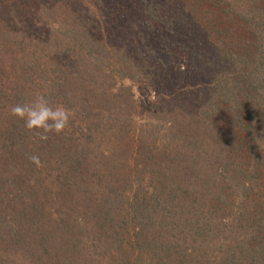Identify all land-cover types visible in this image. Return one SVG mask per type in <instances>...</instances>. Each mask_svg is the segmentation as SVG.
<instances>
[{"label": "trees", "instance_id": "trees-1", "mask_svg": "<svg viewBox=\"0 0 264 264\" xmlns=\"http://www.w3.org/2000/svg\"><path fill=\"white\" fill-rule=\"evenodd\" d=\"M91 1L99 16L61 10L67 0L28 5L46 34L18 58L22 79L72 115L66 132L40 140L10 114L35 99L0 88V146L13 150L0 166V264H264V0H231L235 10L215 0L228 31L218 41L229 46L197 65L169 63V91L188 75L204 84L172 100L156 91L152 106H138L129 87L110 93L113 81L142 84L147 68L119 38L122 12ZM145 1L157 20L156 0ZM157 39L140 44L164 46ZM56 204L78 214H46Z\"/></svg>", "mask_w": 264, "mask_h": 264}, {"label": "rangeland", "instance_id": "rangeland-1", "mask_svg": "<svg viewBox=\"0 0 264 264\" xmlns=\"http://www.w3.org/2000/svg\"><path fill=\"white\" fill-rule=\"evenodd\" d=\"M35 1L37 2V0H0V88L7 90L12 86L13 88L19 86L21 90L27 92L26 95L29 98L33 97L32 99H36L34 98L36 97V88L31 86L32 84L26 85L23 81L22 78L24 72L22 69H25V67L24 65H20L18 58L20 60V58L25 56V53L31 54L33 52L32 50L34 47L29 44L28 40L32 39L34 41L35 37L46 34V29L37 17L38 15H41L40 9L37 11L39 6L36 5L33 11L28 8L29 4H36ZM54 1L58 2L59 0ZM99 1L109 8H117L118 12H122L121 15L124 17V23L126 25L124 24L118 32L119 38L122 42L126 43L128 48L126 52L129 54L128 56L132 61H137L142 66L146 64V78L142 80V84L130 80H117L113 81L114 85L109 89L110 93L116 94L122 86L129 87L133 95V100L137 102L138 106H152L156 102V91L164 92V96L166 93L167 99L172 100L180 91L182 94L187 90L190 91L193 88H200L204 83L197 78L193 79V81L195 80L194 83L188 75L185 76V78H181L182 86L179 87V89L174 92L169 91L168 89L173 90V87L172 85H169V87H171L169 88L164 85V82L167 83L169 80L165 75V72L167 71L166 66H168L169 63L176 61L182 63L181 65L184 67L188 64L194 65L199 60L196 58L197 56H202V54L207 53L212 54L216 51V48L225 49L229 46L228 42L224 43L218 41L219 33L223 35L225 33L226 36L228 31L221 26L226 15L222 13L221 9L214 7L217 4L215 0H156L155 5H157V7L155 8H157L159 13L157 20L150 15V10L148 9L149 5L145 0ZM192 1L200 8L196 7L197 9H192L188 12L185 11L189 9L188 6L190 7L193 4ZM54 3L55 2H52V4ZM231 3H233L231 0H222L223 8L226 10H235L234 4L232 5ZM186 4L191 5L186 6ZM66 6H68V10L71 13L90 11L95 13V16H99L101 10L104 11V8L100 3L96 2L93 4L91 0H67V3L65 4H62L61 2L59 8L63 10ZM9 7L10 9H13V21L7 20L6 22L8 26L6 25V27L3 22V17L10 13L8 12ZM50 7L51 6H49V8ZM61 10H57V12L60 14ZM233 17L234 16H232V18ZM100 26L101 24L95 26L94 29L97 27L99 28ZM232 26L233 25H231V28ZM12 28L13 31L10 30ZM7 29L10 30V33L13 32V34L8 33V35L10 34L9 37H3L6 35L4 33L5 30L8 31ZM151 34L156 35L159 43L160 41H163L164 46L155 43V47H152L151 43V46L146 45L148 47L145 48L140 44L143 39L144 41L149 39ZM225 36H223V39H226ZM22 39L24 40V42L22 41L23 44L20 43ZM15 43H18L21 46L16 47ZM149 49L152 51L154 49V54L149 53ZM173 68L174 69H171V71H175L176 68ZM1 116L2 115H0V120L2 119ZM4 116H6V119L7 115ZM142 123L143 121L141 118L137 119L134 123L136 127H133V129L136 134L140 132L139 127ZM74 131L77 132V129H74ZM162 135H164V132H162ZM85 147L86 146H83V148ZM161 147L162 141L160 139L158 148L161 149ZM9 163L13 164V150L10 151L5 146H0V166H5ZM39 167H37V169ZM47 168L49 169V167ZM262 179L264 181V167L262 171ZM177 187H183V184L178 183L177 185L172 186V188L170 187V192H168V194H172L174 192L172 189ZM189 198H187V202L192 200V198ZM198 199L197 204H180H187L188 206L192 204L196 207L202 202V193L198 196ZM60 204L49 206L52 210L47 211L46 214H66L67 212H70V214H78L77 212L79 210L70 209L75 206L70 205L66 207L65 205H62V207ZM64 208L68 210L66 211ZM11 260H13L11 264H31L28 263L27 260L20 259L17 256H11Z\"/></svg>", "mask_w": 264, "mask_h": 264}, {"label": "clouds", "instance_id": "clouds-1", "mask_svg": "<svg viewBox=\"0 0 264 264\" xmlns=\"http://www.w3.org/2000/svg\"><path fill=\"white\" fill-rule=\"evenodd\" d=\"M10 114L24 122V127L29 132H34L40 140H47L49 134L60 135L69 124L72 113L62 105H50L43 96H38L32 102L11 106ZM31 162L37 167L41 161L39 156L30 157Z\"/></svg>", "mask_w": 264, "mask_h": 264}]
</instances>
